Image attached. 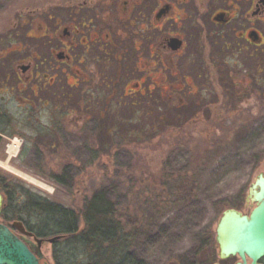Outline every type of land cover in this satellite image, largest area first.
Segmentation results:
<instances>
[{
  "label": "flooded vegetation",
  "instance_id": "1",
  "mask_svg": "<svg viewBox=\"0 0 264 264\" xmlns=\"http://www.w3.org/2000/svg\"><path fill=\"white\" fill-rule=\"evenodd\" d=\"M32 22L33 51L26 57L9 50L10 33L0 26V141L13 125L30 121L38 137L42 117L48 120L45 134L54 139L71 117L81 128L92 124L99 137L115 139L123 112L135 124L131 133L145 135L158 110V121L170 123L171 115L177 126L165 130L176 139H167V132L163 143L178 142L189 125L229 120L216 109L221 98L222 105L232 100L235 84L229 70L224 75L231 60H242L249 46L264 60V0H63L34 14ZM252 77L262 85L264 76ZM215 88L229 92V102L223 95L219 101ZM2 180L0 224L39 252L40 264H54L44 249L49 237L36 233L35 215L15 216ZM214 248L208 264H242L239 255L220 258L216 243ZM257 264H264V254Z\"/></svg>",
  "mask_w": 264,
  "mask_h": 264
},
{
  "label": "rangeland",
  "instance_id": "2",
  "mask_svg": "<svg viewBox=\"0 0 264 264\" xmlns=\"http://www.w3.org/2000/svg\"><path fill=\"white\" fill-rule=\"evenodd\" d=\"M59 2L63 0H0V26L6 25L10 33L9 50L30 55L34 14ZM18 15L22 19L14 27ZM248 49L251 57L243 55L236 63L231 60L232 67L223 71L224 75L230 71L235 84L230 88L232 100L229 92L215 88L219 101L222 95L229 97L228 104H220L222 98L217 104L221 107L216 109L217 116L229 120L215 124L210 139L203 135L208 126L189 125L187 138L179 135L178 142L164 144V136L176 139L165 130L177 126L171 115L170 123L158 121V110L152 113V129L145 135L131 133L135 124L123 112L115 139L99 137L92 124L81 128L74 117L59 126L65 130L55 139L45 134L48 120L43 117L38 137L32 133L31 121L13 125L11 134L7 130L1 136L0 160L6 159V148L16 139L19 149L9 164L48 186H36L0 166V179L9 185L15 216L29 217L25 204L31 197L74 209L84 197L102 190L114 205L135 256L148 264L213 261L219 216L227 208L249 213L255 206L246 202L249 185L264 171V79L256 87L252 77L264 76V60L259 50ZM62 172L72 180L69 189L55 182ZM54 242L44 246L53 262Z\"/></svg>",
  "mask_w": 264,
  "mask_h": 264
},
{
  "label": "trees",
  "instance_id": "3",
  "mask_svg": "<svg viewBox=\"0 0 264 264\" xmlns=\"http://www.w3.org/2000/svg\"><path fill=\"white\" fill-rule=\"evenodd\" d=\"M214 128L209 125L204 129L205 140L212 136ZM181 135L188 137L185 130ZM55 182L65 189L72 186L65 172L57 175ZM9 199L12 200L10 196ZM25 211L29 217L35 215L34 227L39 236L59 237L54 242V264H148L130 251V238L124 234L114 205L102 190L84 197L74 209L48 198L31 197Z\"/></svg>",
  "mask_w": 264,
  "mask_h": 264
},
{
  "label": "water",
  "instance_id": "4",
  "mask_svg": "<svg viewBox=\"0 0 264 264\" xmlns=\"http://www.w3.org/2000/svg\"><path fill=\"white\" fill-rule=\"evenodd\" d=\"M246 202L255 203L248 215L234 208L222 211L215 228V243L220 258L237 254L242 264H246L245 256L252 259L251 264H257L264 254V173H259L249 185ZM1 206L0 195V212ZM40 257L39 252L33 254L21 239L0 224V264H40Z\"/></svg>",
  "mask_w": 264,
  "mask_h": 264
},
{
  "label": "bare ground",
  "instance_id": "5",
  "mask_svg": "<svg viewBox=\"0 0 264 264\" xmlns=\"http://www.w3.org/2000/svg\"><path fill=\"white\" fill-rule=\"evenodd\" d=\"M19 149V142L16 141V139H13L12 142L7 146L6 148V154L7 157L5 160H0V166L13 174H16L17 176H20L21 178L27 180L30 183H33L36 186L42 187V188H48L45 184L41 183L40 181L36 180L32 176L20 171L19 169H16L15 167L11 166L9 164V161L15 157L17 154V151Z\"/></svg>",
  "mask_w": 264,
  "mask_h": 264
},
{
  "label": "built area",
  "instance_id": "6",
  "mask_svg": "<svg viewBox=\"0 0 264 264\" xmlns=\"http://www.w3.org/2000/svg\"><path fill=\"white\" fill-rule=\"evenodd\" d=\"M12 142V141H11Z\"/></svg>",
  "mask_w": 264,
  "mask_h": 264
}]
</instances>
